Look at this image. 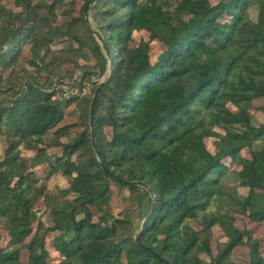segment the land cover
<instances>
[{
	"label": "trees",
	"instance_id": "1",
	"mask_svg": "<svg viewBox=\"0 0 264 264\" xmlns=\"http://www.w3.org/2000/svg\"><path fill=\"white\" fill-rule=\"evenodd\" d=\"M29 1L15 0L14 14L0 5V264H230L241 247L246 264H264L247 227L264 222V123L249 112L264 102V0H91L102 43L84 20L88 0L73 19L81 32L50 26L61 0L45 4V17ZM53 38L87 47L95 64L41 78L52 74L44 57ZM23 63L31 70L14 73ZM106 71L94 145L99 83L69 99L54 88L81 90ZM59 177L67 187L49 189ZM114 189L129 193L118 213ZM214 226L226 238L215 254Z\"/></svg>",
	"mask_w": 264,
	"mask_h": 264
},
{
	"label": "rangeland",
	"instance_id": "2",
	"mask_svg": "<svg viewBox=\"0 0 264 264\" xmlns=\"http://www.w3.org/2000/svg\"><path fill=\"white\" fill-rule=\"evenodd\" d=\"M29 1V0H28ZM55 0H30L32 6H37L36 11L38 16L45 17L47 14V9L45 8V4H51ZM0 5L4 8V13H17L20 12L21 8H17L15 6V0H0ZM56 16L57 20L56 23L49 22L50 26H53L54 28H59L60 30H65L67 27L76 28L75 30L81 32V23L75 22L73 19L78 17V19H81V17L78 14L79 10V0H61V5L59 7H56ZM250 16L253 20L256 19V7H253L249 11ZM1 18V14H0ZM84 20L86 21L87 25L89 26L92 35L97 40L98 43H100L97 34L99 31L97 30V27L93 23V20L91 18V11L87 10V14L84 13ZM1 21H4V19H1ZM50 21V19H49ZM44 31V29H43ZM46 31V29H45ZM137 34V33H135ZM134 34V36H135ZM139 38H144L147 40V34L144 32H138L136 35V40ZM72 46H69L66 44V41L63 39H52L51 42L48 44L49 52L44 57L45 62H51L50 70H52V74H50L47 70L42 71L39 75L41 78L47 77L48 81L50 82L55 77H61L66 76V74L71 70V68H74V65H77V68H82V70L91 69V67L95 64V59L91 56L89 51L87 50V47H84L82 49L78 48V44L74 42H70ZM159 44L155 41H152L150 44V52L153 54L158 50ZM28 52V46L23 47V54H27ZM22 68H26L28 70H31L30 67L23 64H17L13 70L14 73L19 72L22 70ZM63 68H70V69H64ZM79 70V69H77ZM80 70V71H82ZM107 71L103 75H97V78L101 81L100 83L104 82L107 78ZM91 80H88L83 83V85L87 84V93L91 88ZM81 84V86L83 87ZM79 87V86H77ZM264 102L263 100L256 99L253 101L251 108L249 109L250 114L252 115L253 124L258 125L260 123H264V114L261 111V107L263 106ZM231 110H235L233 106H230ZM73 111L78 110L74 106L72 107ZM70 112V111H69ZM220 132V130H218ZM212 139V138H211ZM212 140L207 141V146L210 147L212 144ZM259 146L264 147V142H258ZM4 149V143L0 142V150ZM246 154V151H245ZM67 187V180L63 177H59L55 180H51L48 182V188L53 189H62ZM238 193L241 196H245L247 194V189L245 188H238ZM129 193L127 191H123L122 194H120L116 189H114L113 196H112V203L111 206L113 208V211L115 213H118L120 210L128 207L127 202L123 200L124 198H128ZM41 209L42 206L39 204L37 208V214L41 215ZM136 213L132 214L134 222L135 221ZM236 216L235 226L242 229L243 227H246L247 221L244 217H241L239 215ZM250 228L253 232V235L258 238L261 242L262 248L261 253L264 256V222L259 225H249L247 226ZM0 235L2 238H6L5 232L0 227ZM226 241V238L224 237L223 233L219 229L218 226H214L211 229V237H210V246L212 248L213 253H216V250L218 249L219 245L224 243ZM248 257V249L246 247L237 248L232 251L231 257H230V264H246V259Z\"/></svg>",
	"mask_w": 264,
	"mask_h": 264
},
{
	"label": "water",
	"instance_id": "3",
	"mask_svg": "<svg viewBox=\"0 0 264 264\" xmlns=\"http://www.w3.org/2000/svg\"><path fill=\"white\" fill-rule=\"evenodd\" d=\"M90 3H91V0H88V2L86 3L85 5V10H84V13L85 15L87 14V10L90 6ZM98 36V39L100 41V43L103 42V39L101 37V35L98 33L97 34ZM109 64L112 65V60L109 58ZM103 86V82L102 83H99L95 92H94V95L92 97V101H91V105H90V111H89V125H90V132H91V140H92V143L95 145V131H94V108H95V104H96V101L98 99V96H99V93H100V89L102 88ZM102 168H103V171L107 174V175H110L112 176V174L109 172V170L104 166V165H101ZM119 182H121L122 184L126 185V186H134L136 185V182H131V181H127V180H124V179H121L119 178L117 175H113ZM150 215H148L146 217V219L144 220L143 222V226L145 225V223L147 222V220L149 219ZM135 240L136 242L142 246L139 242V236L137 235L135 237ZM166 264H171L170 262L168 261H165Z\"/></svg>",
	"mask_w": 264,
	"mask_h": 264
},
{
	"label": "built area",
	"instance_id": "4",
	"mask_svg": "<svg viewBox=\"0 0 264 264\" xmlns=\"http://www.w3.org/2000/svg\"><path fill=\"white\" fill-rule=\"evenodd\" d=\"M77 76H74V79H76ZM92 82H98L100 83L101 81L96 78V77H92ZM87 84L83 85V87L81 88V90L74 84V82H70V83H62L60 85H58L56 88H54V91L56 92V96L60 99H69L73 96H77V95H84L87 93Z\"/></svg>",
	"mask_w": 264,
	"mask_h": 264
}]
</instances>
